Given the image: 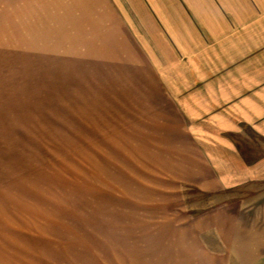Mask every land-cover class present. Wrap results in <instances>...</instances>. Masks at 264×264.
<instances>
[{
    "label": "rangeland",
    "instance_id": "rangeland-1",
    "mask_svg": "<svg viewBox=\"0 0 264 264\" xmlns=\"http://www.w3.org/2000/svg\"><path fill=\"white\" fill-rule=\"evenodd\" d=\"M172 1L151 56L129 0H0V264H264V160L227 191L208 133L264 109V0Z\"/></svg>",
    "mask_w": 264,
    "mask_h": 264
},
{
    "label": "crops",
    "instance_id": "crops-1",
    "mask_svg": "<svg viewBox=\"0 0 264 264\" xmlns=\"http://www.w3.org/2000/svg\"><path fill=\"white\" fill-rule=\"evenodd\" d=\"M129 1L132 3V6L134 7V10L137 15L140 16V22H142V27L150 37V40H152V42L149 41V43H146V41H141L142 45L144 44L146 46L145 50L151 53L152 56L154 49L150 48L149 46L150 43H153L154 46L157 45V51H160V53L163 54L161 49L162 47L160 46H163L165 43L164 36L161 34V32L158 31V28L155 26V24L148 21L143 15L145 14V9L139 2V0ZM160 1L162 2L163 6H165V8L167 9L168 14L171 15V18L173 19L174 17V19L176 20L175 22L177 24L175 25L181 33L184 34L185 32H193L192 27L188 25L186 21L184 22L182 19H180L182 18L180 17L181 11L177 3L172 0ZM193 1H195L196 5H200V3H203L205 0ZM170 5H173V7H170ZM143 16L145 17L146 23L143 22ZM254 95L257 94H255L254 92L252 93V97H244L234 103H232L230 99V103L226 105L227 109H224L222 114L215 113L213 115L214 117L212 118V121L215 122L214 124L218 125L219 130L208 131V133H210L209 135H211L212 139L215 140V143H217L216 145H220L221 147L226 149L228 151L230 159L232 157V160H229L228 164L234 168L230 170L231 172L223 173L225 175L223 181H229L231 183L230 185L225 184L224 189L227 191H242L245 190L244 188L249 187L248 185H250L251 183L252 185L262 184V179L256 178L254 174H252V177L244 182L241 173L249 172L250 170H255V167H257V165H259V163L264 160V157L260 154H256L255 156L244 155L238 149V143H236V141L234 140L239 136H245V133L243 132L244 128L251 130L253 134L256 133L260 137H264V109L262 105L257 102V96ZM252 193L254 195H257L258 192L254 191L249 192L248 194L250 195Z\"/></svg>",
    "mask_w": 264,
    "mask_h": 264
}]
</instances>
